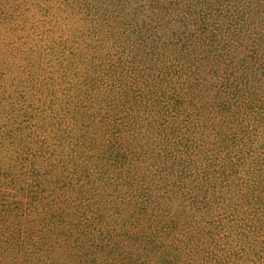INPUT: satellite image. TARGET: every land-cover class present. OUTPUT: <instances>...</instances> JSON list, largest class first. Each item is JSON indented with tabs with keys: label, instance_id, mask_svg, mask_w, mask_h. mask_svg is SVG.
I'll return each instance as SVG.
<instances>
[{
	"label": "trees",
	"instance_id": "1",
	"mask_svg": "<svg viewBox=\"0 0 264 264\" xmlns=\"http://www.w3.org/2000/svg\"><path fill=\"white\" fill-rule=\"evenodd\" d=\"M0 264H264V0H0Z\"/></svg>",
	"mask_w": 264,
	"mask_h": 264
}]
</instances>
